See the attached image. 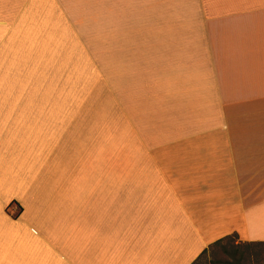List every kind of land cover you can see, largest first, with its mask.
Returning <instances> with one entry per match:
<instances>
[{
    "label": "crops",
    "instance_id": "0c3cea01",
    "mask_svg": "<svg viewBox=\"0 0 264 264\" xmlns=\"http://www.w3.org/2000/svg\"><path fill=\"white\" fill-rule=\"evenodd\" d=\"M103 1L141 15L125 83L157 130L52 198L38 152L6 142L23 104L5 102L18 61L0 20V264H193L227 236L264 242V0Z\"/></svg>",
    "mask_w": 264,
    "mask_h": 264
},
{
    "label": "rangeland",
    "instance_id": "374dc122",
    "mask_svg": "<svg viewBox=\"0 0 264 264\" xmlns=\"http://www.w3.org/2000/svg\"><path fill=\"white\" fill-rule=\"evenodd\" d=\"M109 5L103 0H0V20L11 30L6 37L16 44L18 61L16 77L7 72L5 102L23 104L7 106L6 142L38 152L52 198L76 197L78 181L92 182L94 170L108 165L111 155L142 149L141 136L157 130L156 115L138 112L139 95L125 83L127 39L141 27V15H125L115 4L116 14L110 16ZM31 135L36 137L32 143ZM78 163L85 166V177L78 175ZM20 211L15 203L6 209L13 218ZM249 255L244 264H264V249L251 248ZM231 258L216 247L195 264H232Z\"/></svg>",
    "mask_w": 264,
    "mask_h": 264
},
{
    "label": "trees",
    "instance_id": "16d2710c",
    "mask_svg": "<svg viewBox=\"0 0 264 264\" xmlns=\"http://www.w3.org/2000/svg\"><path fill=\"white\" fill-rule=\"evenodd\" d=\"M16 217V215H15ZM219 247L225 255H231L232 258L230 263L232 264H244V260L248 258L249 250L251 248H262L264 249V242H244L235 243L232 236L222 238L212 244L208 249L204 250L199 258L193 263L195 264L202 256L206 255L213 248ZM233 248V249H232ZM232 249V251H231ZM229 263V262H228Z\"/></svg>",
    "mask_w": 264,
    "mask_h": 264
}]
</instances>
